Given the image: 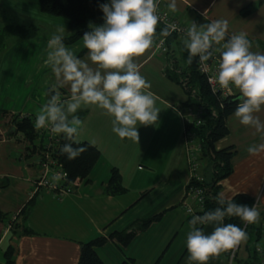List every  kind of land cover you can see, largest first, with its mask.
Here are the masks:
<instances>
[{
  "label": "crops",
  "instance_id": "0c3cea01",
  "mask_svg": "<svg viewBox=\"0 0 264 264\" xmlns=\"http://www.w3.org/2000/svg\"><path fill=\"white\" fill-rule=\"evenodd\" d=\"M39 0H0V264H78L82 243L107 237L97 251L107 264H188L186 238L191 216L183 206L191 181L185 140L186 117L194 108L184 104L185 89L168 77L166 54L153 47L137 58L141 74L151 84L156 107L161 109L155 125L138 126L139 143L121 140L112 131V117L95 106H85L77 115L83 121L78 141L92 142L100 158L77 190L60 199L49 191L31 195L38 174L40 150L15 119L27 114L34 120L45 102L44 92L54 82L46 66L47 41L51 31L43 20ZM170 0H165L168 8ZM177 11H168L183 22L203 24L227 19L228 35L244 32L252 51L264 53V0H176ZM251 6V11L244 8ZM167 7V8H166ZM205 12L206 19L203 15ZM36 26L37 35L22 36L13 30ZM60 27L70 32L67 20ZM84 59L82 38L67 44ZM235 94L240 95L235 89ZM64 97L67 89H61ZM264 121V109L259 113ZM229 133L216 143L217 149L233 146L232 173L220 181L226 198L247 193L264 210V152L250 155L248 147L261 143L260 133L243 126L233 113L227 118ZM197 142L195 141L196 146ZM197 152L199 175L206 173ZM122 175L126 191L108 192L112 170ZM145 221H148L145 223ZM135 230L131 242L122 244L113 233ZM206 234L213 226H204ZM248 256L241 258L251 264ZM236 249L211 257L208 264H236ZM239 261V260H238Z\"/></svg>",
  "mask_w": 264,
  "mask_h": 264
},
{
  "label": "clouds",
  "instance_id": "9594fccd",
  "mask_svg": "<svg viewBox=\"0 0 264 264\" xmlns=\"http://www.w3.org/2000/svg\"><path fill=\"white\" fill-rule=\"evenodd\" d=\"M104 23L90 26L82 37L86 58H80L64 43V27L57 26L47 41L46 66L50 67L54 82L44 92L45 102L36 111L34 128L63 134L67 143L60 151L68 160H75L87 151L79 145L76 136L83 126L78 111L95 106L112 117V131L121 139L139 143L138 126L155 125L161 109L156 107L153 94L146 89L151 84L141 74L137 58L153 47L157 27L161 22L157 0H109L100 4ZM168 9L177 11L176 0H170ZM205 19V12L203 13ZM207 20V19H206ZM175 26L166 24L160 35L167 37ZM227 19H215L197 24L192 21L182 41L188 51L187 63L193 58L206 64L218 56L215 76H209L212 93L231 91L240 96L233 112L243 126L260 133L261 143L250 145V155L264 152V121L259 113L264 109V53L252 51L244 32L228 35ZM68 35H70L68 33ZM67 89L64 97L61 89ZM57 174L53 180H59ZM217 207L202 215H192L186 238L188 264H208L211 257L236 249L248 240L247 231L226 218L238 217L245 225L258 224L261 213L256 205L237 204L221 192L215 197ZM192 213V208H188ZM212 225L206 234L204 226ZM264 250V241L256 245Z\"/></svg>",
  "mask_w": 264,
  "mask_h": 264
},
{
  "label": "trees",
  "instance_id": "16d2710c",
  "mask_svg": "<svg viewBox=\"0 0 264 264\" xmlns=\"http://www.w3.org/2000/svg\"><path fill=\"white\" fill-rule=\"evenodd\" d=\"M107 2L109 0H39V6L45 13L61 15L66 18L70 35L66 34L64 43L71 44L80 40L85 32L91 31L90 26H99L104 23V14L100 9V4ZM249 11H251V6L244 8V12ZM164 27L161 23L158 25L155 37L161 36L160 30ZM13 30L24 37L32 38L37 35L38 29L36 26L30 25L27 27H14ZM165 38L168 47V51L164 53L169 62V67L166 70L168 77L185 89L188 99L184 104L187 108L192 107L203 111L202 123H189L188 129L195 133V141L201 144L200 156L207 171L201 175L203 179L193 177L187 185V187L193 185L201 186L205 189L206 199L204 207L201 210L197 208L199 214L202 215L204 212L211 211L218 206L215 197L221 190L220 181L228 177L233 171L235 148L229 146L217 149L216 143L229 133L227 118L234 112L240 95L235 93L226 97L220 93L214 95L207 77L198 68V58H193L190 65L187 63L188 51L182 42L186 37L171 33ZM34 123L35 120L31 116L20 119L18 115L15 119L17 130L23 132L25 137L37 147L36 140L40 133L34 128ZM60 137L61 141L58 143L55 152L57 157L68 170L71 180H82L88 176L100 158V150L95 145L88 146L86 152L77 159L70 161L60 151L62 145L68 141L63 134H60ZM88 144V141H79V145L74 146H87ZM38 148L41 153L42 147L38 146ZM107 189L111 193L126 191L122 184V175L117 168L112 170ZM231 199L237 204H246L248 206H253L256 203V199L247 193L236 194ZM188 214L192 218V214ZM146 222L148 221H145L144 224ZM225 223L236 224L247 231L249 237L247 247L251 256V264H260L255 253V245L262 237L261 218L259 223L254 225H245L238 217L226 218ZM134 234L135 230L125 229L113 233L112 237H116L122 244L127 245L133 239ZM107 240V237L100 236L83 242L78 264H107L97 251V247L104 245ZM8 258L7 264H10L11 255H8ZM121 264H132V262L127 259Z\"/></svg>",
  "mask_w": 264,
  "mask_h": 264
},
{
  "label": "built area",
  "instance_id": "2783aa9c",
  "mask_svg": "<svg viewBox=\"0 0 264 264\" xmlns=\"http://www.w3.org/2000/svg\"><path fill=\"white\" fill-rule=\"evenodd\" d=\"M158 2V14L161 17V24L166 26V24H172L175 26V31L171 33H176L181 36H185V32L187 28L191 25L190 23L183 22L178 17L172 15L167 9H165L164 0H157ZM156 50L161 53H166L168 51V47L166 45V38L163 36L155 37ZM219 58L218 56L214 59H210L206 64L198 63V68L202 74H204L207 79L209 76H215L217 68H218ZM217 87V93H220L222 96H230L235 93V88L233 87L231 91L219 89L218 84L214 85ZM202 109L191 110L190 114L186 117L187 127L189 123L195 122L196 124L202 123ZM28 116L27 114H19V118H24ZM39 137L36 140V144L42 147L39 162H38V174L33 181V188L31 195H35L37 192L41 191H49L53 193L58 198L62 199L65 196L74 193L80 182L82 180H71L68 170L65 168L63 162L56 155V147L58 143L61 141L60 134H53L50 130L41 129L39 130ZM185 140L188 147L189 152V160H190V170L191 179L193 177L197 179H203L201 175L196 172L198 168L197 161V152L201 151V144L197 143L195 145V133L190 129H186ZM59 175V180H53L55 175ZM206 199V191L201 186H190L186 189L185 199L183 202V206L188 212V208H192V215H200L198 209L201 210L204 207ZM257 206V203H255ZM198 208V209H197ZM189 213V212H188ZM261 226H262V237L259 244L264 241V210L261 213ZM255 245V253L257 256V260L260 264H264V250L257 251Z\"/></svg>",
  "mask_w": 264,
  "mask_h": 264
},
{
  "label": "rangeland",
  "instance_id": "374dc122",
  "mask_svg": "<svg viewBox=\"0 0 264 264\" xmlns=\"http://www.w3.org/2000/svg\"><path fill=\"white\" fill-rule=\"evenodd\" d=\"M32 1V0H31ZM39 2V1H38ZM165 2V0H164ZM164 6V5H163ZM167 8V7H166ZM168 10V8H167ZM45 17L43 20L45 21V23L48 24L47 26V30L48 31H51L54 29V26L57 24L58 26L62 24V21L63 20H66V18L64 16H61V15H54V14H49V13H45ZM183 38V37H182ZM16 125V124H15ZM57 197V196H56ZM263 211V210H262ZM248 242V241H246ZM246 242L242 243V246L238 252V260L236 261V264H244L241 260V258H245L247 257L249 254H248V251L246 250Z\"/></svg>",
  "mask_w": 264,
  "mask_h": 264
}]
</instances>
